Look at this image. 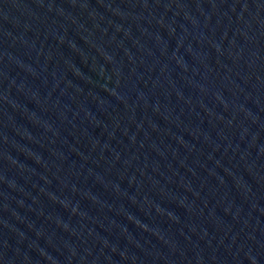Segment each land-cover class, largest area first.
Returning a JSON list of instances; mask_svg holds the SVG:
<instances>
[{
    "label": "water",
    "instance_id": "water-1",
    "mask_svg": "<svg viewBox=\"0 0 264 264\" xmlns=\"http://www.w3.org/2000/svg\"><path fill=\"white\" fill-rule=\"evenodd\" d=\"M0 264H264V0H0Z\"/></svg>",
    "mask_w": 264,
    "mask_h": 264
}]
</instances>
